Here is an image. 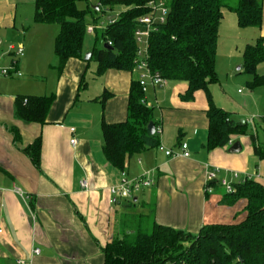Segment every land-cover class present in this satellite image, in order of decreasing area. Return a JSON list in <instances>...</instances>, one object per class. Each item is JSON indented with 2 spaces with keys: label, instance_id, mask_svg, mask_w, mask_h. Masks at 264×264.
Instances as JSON below:
<instances>
[{
  "label": "crops",
  "instance_id": "obj_1",
  "mask_svg": "<svg viewBox=\"0 0 264 264\" xmlns=\"http://www.w3.org/2000/svg\"><path fill=\"white\" fill-rule=\"evenodd\" d=\"M30 5L35 8V0H0V264H105L102 248L120 233L124 214L151 215L160 225L193 235L205 225L233 224L245 217L246 200L224 204L220 182L226 179L236 185L252 179L264 186V161L255 155L250 136L231 138L233 144L241 143L240 153H230L228 145L209 151L206 93L199 91L194 100L184 101L185 82L151 86L145 101L154 109L161 144L131 158L125 172L117 170L103 152L102 122L127 119L131 84L139 81V71L109 69L98 76L97 62L91 68V61L85 60L94 48L84 43L83 59H71L60 74L55 68L58 59L48 61L44 56L49 45L46 28L53 25L36 24L35 10L30 20L24 13ZM223 26L228 30L223 38L231 47L234 41L264 38V3L260 29H241L237 15L228 9L219 41ZM93 27L98 32L88 34L97 39L107 26ZM241 30L251 33L241 39L235 36ZM4 69L10 74L4 75ZM54 70L58 75L49 84ZM257 72L264 75V63ZM251 81L250 76L247 84ZM217 84L210 87L215 105L233 120L247 123L264 146V86L238 100L230 96L229 86L222 92L214 89ZM105 92L111 97L102 103ZM22 96H54L46 124L17 118L16 101ZM249 117L254 118L253 126ZM39 137L38 168L24 149ZM182 143L188 144L189 158L180 153ZM167 150L173 155L167 156ZM215 169L219 174L215 185L210 183L213 193L207 194L208 175ZM124 176L129 180L148 176L154 184L133 199L121 198L112 189ZM83 181L89 189L82 187Z\"/></svg>",
  "mask_w": 264,
  "mask_h": 264
},
{
  "label": "trees",
  "instance_id": "obj_2",
  "mask_svg": "<svg viewBox=\"0 0 264 264\" xmlns=\"http://www.w3.org/2000/svg\"><path fill=\"white\" fill-rule=\"evenodd\" d=\"M152 0H35L34 22L58 25L54 52L56 68L62 74L71 59H83V49L89 25L98 26L101 17L117 18L97 33V44L111 43V49L95 46L89 61L97 62V75L109 69L133 72L137 70L138 44L135 37L138 20L150 13ZM169 8L167 21L149 38L148 66L168 82H185L188 89L182 96L192 101L199 91L207 95L209 108V151L223 148L233 136H250L254 153L264 161V146L250 133L247 123L232 119L231 114L218 108L210 87L219 82L217 50L224 10L233 11L241 29H260L263 24L264 0H239L231 5L228 0H163ZM80 2L87 8L81 10ZM98 7V8H96ZM92 18V23L86 21ZM94 32H98L95 28ZM244 64L252 76L250 89L264 86V75L257 72L264 63V38L257 39L244 51ZM139 81L131 84L128 117L115 124L102 122L103 152L107 161L125 172L129 161L146 150L160 146V133L154 122V109L145 101ZM111 94L99 99L105 103ZM54 96L19 97L16 115L21 121L44 125L54 103ZM155 123L156 133L148 126ZM42 139L26 147L24 152L40 167ZM213 186L215 183L213 182ZM235 191H224L223 203L234 206L246 200L245 217L233 224H208L197 235L156 223L151 215L124 214L120 218V233L104 248L105 264H264V186L252 179L234 186Z\"/></svg>",
  "mask_w": 264,
  "mask_h": 264
},
{
  "label": "built area",
  "instance_id": "obj_3",
  "mask_svg": "<svg viewBox=\"0 0 264 264\" xmlns=\"http://www.w3.org/2000/svg\"><path fill=\"white\" fill-rule=\"evenodd\" d=\"M148 7L150 9V13L138 20L137 29L135 31L136 41L139 46L136 65H137V71H139L140 73L139 83L143 89V92L145 93L151 86L164 87L167 85V81L164 80L159 74L150 71V68L148 66V47H149V38L151 34L157 31L160 25H164L166 23L169 14V8L167 7L166 3L163 0H152L148 4ZM94 31L95 28L93 26L88 27V33H94ZM109 45H111V43H109ZM142 57H144L143 60L141 59ZM2 73L4 75L10 74L8 69H4ZM17 75L21 76V73L18 72ZM248 123L253 125L254 120L250 119ZM71 144L73 146H76L77 140L72 139ZM232 145H233V141L231 140L229 141L228 146H232ZM180 153L184 158L190 157V152L187 143H182L180 145ZM166 155L172 156L173 152L171 150H167ZM218 174H219V169H215L209 173L207 179L209 183L207 184L206 187L207 194L213 193V189L210 183L214 182ZM153 184H154L153 180L148 176H144L136 180H129L124 176L121 185L119 187L112 189V194L117 195L121 198L133 199L135 193L139 192L143 188L151 187ZM81 185L84 189H89L90 187L87 181H83ZM220 185L224 188V190L227 193H232L235 191L234 189L235 185L226 179L221 180ZM35 253L39 254L40 250H36Z\"/></svg>",
  "mask_w": 264,
  "mask_h": 264
},
{
  "label": "rangeland",
  "instance_id": "obj_4",
  "mask_svg": "<svg viewBox=\"0 0 264 264\" xmlns=\"http://www.w3.org/2000/svg\"><path fill=\"white\" fill-rule=\"evenodd\" d=\"M231 5H236L239 0H228ZM92 3H95L96 0H91ZM79 9L85 10L87 8V3L86 2H80L78 4ZM34 6L30 5V8L25 10L24 13H27V15L30 17V20H32L33 15H34ZM226 10V9H225ZM224 10V11H225ZM114 13V14H113ZM112 16H118L119 15V10H116L113 12ZM228 13V12H227ZM228 19V18H226ZM86 21L88 23H92V18L87 17ZM227 21V20H226ZM98 26L99 27H105L108 24L107 17L103 16L99 19L98 21ZM226 25H228V22H225ZM224 25V24H223ZM48 30H46V40H49V45L46 44V49L44 50V56L45 59L48 61L51 58L57 59L55 53H54V42L55 38L57 36V32L60 30L59 26L53 25V26H47ZM225 32L228 33V30L224 29V26L222 28V35L220 37L219 41V46L217 50V73H218V79H219V84L216 86H213L214 89H219V92H222V89L227 88L228 86L230 87V96L234 99L241 100L242 98L245 97V95H248L249 93L252 92L250 89L249 85L247 84L248 78L251 76L250 74L247 73L246 68H245V62H244V51L248 45H253L256 43L254 39L248 40V41H234L235 44L234 46L231 47L227 41L223 38ZM230 32V30H229ZM251 33L250 31H239V33H236L235 36L240 37L241 39H245L244 37L248 34ZM248 42V43H246ZM100 44V43H99ZM96 44V35H87L85 39V46L87 48H94L96 45L101 46V44ZM104 45V44H103ZM102 45V46H103ZM144 57L141 59L143 60ZM96 63L91 61V68H94ZM58 65V64H57ZM56 65V66H57ZM55 66V68H56ZM230 72H233L231 74ZM22 74V73H21ZM23 75V74H22ZM58 74L54 70L52 73V78H50L49 84L54 83L56 76ZM26 77V75H24ZM252 77V76H251ZM240 90V92H238ZM220 94L217 96L219 97ZM247 118V117H246ZM252 119L249 117L246 120ZM254 119V118H253ZM253 126V125H252ZM260 131V128H259ZM264 131V130H263ZM143 209L140 208V211ZM238 222V221H237Z\"/></svg>",
  "mask_w": 264,
  "mask_h": 264
},
{
  "label": "water",
  "instance_id": "obj_5",
  "mask_svg": "<svg viewBox=\"0 0 264 264\" xmlns=\"http://www.w3.org/2000/svg\"><path fill=\"white\" fill-rule=\"evenodd\" d=\"M98 8V7H96ZM115 19L114 16L108 17L107 21L112 22ZM105 49H113L110 45L105 44L104 45ZM92 54L91 53H87L85 56V60L89 61L91 59ZM148 130L150 132L151 135H154L156 133V126L154 122H151L148 126ZM242 151V145L240 142H235L229 149V152L232 154H237L240 153Z\"/></svg>",
  "mask_w": 264,
  "mask_h": 264
}]
</instances>
